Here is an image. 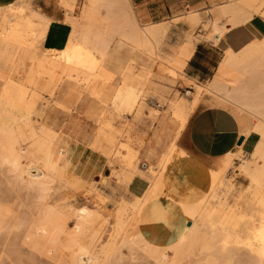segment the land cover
Wrapping results in <instances>:
<instances>
[{
    "label": "bare ground",
    "instance_id": "obj_1",
    "mask_svg": "<svg viewBox=\"0 0 264 264\" xmlns=\"http://www.w3.org/2000/svg\"><path fill=\"white\" fill-rule=\"evenodd\" d=\"M59 2L72 27L61 50L42 47L52 19L29 0L0 6V171L9 175L7 191L19 201L14 209L0 199V236L15 231L24 237L9 251L19 260L28 250L31 256L57 258L58 264L136 259L264 264V38L240 53L227 52L216 78L223 84L220 103L250 123L246 137L259 136L254 149L249 155L241 149L229 153L209 174L200 168L185 171V163L169 170L184 154L177 142L191 115L202 96L211 94L185 77L173 54L164 51L169 25L141 24L132 0H83L77 15V0ZM225 8L264 17V0H231ZM123 50L128 52L122 56ZM152 61L159 63L156 74ZM178 79L195 91L170 92L169 84ZM147 87L162 99L165 92L172 95L166 102L168 116H161L162 104L147 106ZM59 90L58 105L84 96L100 125L92 136L71 125L72 136L111 158V176L103 177L96 191L85 190L81 203L57 199L59 191L69 189L72 174L67 151L56 147L63 127L51 117L43 94L54 96ZM146 109L158 126L143 142L144 154L156 163L142 195H117L114 191L125 188L136 173L138 156L130 132L113 122L129 116L138 120ZM126 137L128 144L120 141ZM167 185H174L177 198H161L169 195Z\"/></svg>",
    "mask_w": 264,
    "mask_h": 264
},
{
    "label": "crops",
    "instance_id": "obj_2",
    "mask_svg": "<svg viewBox=\"0 0 264 264\" xmlns=\"http://www.w3.org/2000/svg\"><path fill=\"white\" fill-rule=\"evenodd\" d=\"M17 1L0 0V6ZM134 1L135 4L139 1L135 8L138 19L146 23L156 20L153 22L169 25L164 51L173 54L174 64L185 77L211 92L202 96L180 135L177 144L184 154L170 165L169 170L173 165L179 170L178 165L185 163L188 167L185 171L200 168L209 174L220 169L229 153L236 154L241 149L247 154L251 148V139L256 137L258 142L259 136L253 132L246 137L244 133L250 123L243 122L237 113L220 103L223 84L216 78L224 65L227 52L240 53L251 42L264 38V17L255 14L248 18L244 14H233L232 9L225 8L231 0ZM30 3L52 19L42 47L57 50L65 48L72 32L71 25L66 21V9L60 5L59 0H30ZM205 25L209 28L206 29ZM189 35L192 36L191 40L188 39ZM185 88L192 93L195 91L192 86ZM82 149L77 159L70 160V166H77L71 172L72 179L75 175L82 181L90 180L99 165L101 170L108 169L107 166L103 168L99 162L100 156L96 157L94 152L89 155L86 148ZM187 176L188 179L189 173ZM174 190V185L165 188L167 194L177 198Z\"/></svg>",
    "mask_w": 264,
    "mask_h": 264
},
{
    "label": "rangeland",
    "instance_id": "obj_3",
    "mask_svg": "<svg viewBox=\"0 0 264 264\" xmlns=\"http://www.w3.org/2000/svg\"><path fill=\"white\" fill-rule=\"evenodd\" d=\"M83 0H79L78 6L76 8L75 14L77 15L80 11V6L82 4ZM30 2V0H29ZM134 7H138L139 1L136 2L132 1ZM140 20V19H139ZM156 20H150V22H153ZM141 24H146V22L140 20ZM128 51H122L121 55H126ZM129 54V53H128ZM128 56V55H127ZM130 56V55H129ZM135 57V55H131ZM139 67V66H138ZM152 71L154 74L159 72V63H154L152 61ZM154 79L152 78V82ZM2 81L0 80V88L2 85ZM169 84V83H168ZM115 86V83L112 84ZM170 92H173V94L176 92V90H179L180 92L177 93L180 96H184L186 94L185 86H183V82L181 79L176 80L175 84H169ZM151 88V87H150ZM62 91V90H61ZM60 90L55 93L54 96H51L49 93H44L43 97L46 102H49V113L51 112V117L56 118L58 120V123L63 127L62 131L58 135L57 139V145L56 147L64 148L67 151V157H69V160L77 159V156L82 154L83 150L82 148H86L87 153L90 155V153L94 152L96 157L100 156L99 162H101L103 168L104 166L108 167V169L101 170V167L99 168V165L96 168V172L93 173L92 177H90V180L82 181L77 176L75 178H71L69 189L66 191H59L57 193V199L60 198H68L69 200H72L73 202H80L83 199V191L87 190L90 191V193L96 191L97 187H102L101 179L108 178L112 174V167L110 165L111 158L100 153L97 151H93L89 147H87L82 142L78 141L76 138H74L71 134V125L78 128L79 132H82L84 134H87L88 136L95 135L97 133V130L99 129L100 125L95 121V115L90 113L89 111V105L85 103L84 96H80L79 98L75 99V103L71 105H58V101L60 99ZM152 94V96L150 95ZM146 104L149 108L159 109L157 105L162 104L163 108L160 109L161 116L167 115L165 112L166 109V102L167 99L172 96L171 94L168 95L167 92H165V98L160 97L162 94L160 93H153L151 89L147 87L146 89ZM67 103V102H66ZM148 109L145 110V114L142 115V117L138 120H135L132 116H129L127 119H119L116 118L114 120V127L117 129H122L124 127L127 128V130L130 132L131 135V145L136 150L138 159L136 161L137 171L136 173L130 174L129 177V183L125 188H121L119 190L114 191L117 195H120L123 193V195H126V197H130L131 195H142L144 190L147 186V175L150 172V168L154 167L156 160H151L148 157H146L145 150H144V143L148 142L150 138L153 135V132L156 130V127L158 126L157 122H153L148 114ZM170 119V116L168 117ZM120 141L125 142L128 144L129 139L128 137L122 138ZM257 138H252L250 142V149L247 151L246 155H249L252 151L253 145L256 143ZM140 142H142V147H139ZM74 163V161L72 162ZM238 164V162H237ZM236 164V165H237ZM74 164L70 166L71 172L75 171ZM229 176L233 175V171H230ZM72 177V175H71ZM89 178V177H88ZM9 175L4 172L0 171V199L4 203V205H7L11 208L16 209V205L19 203L18 199L16 198V193H10L7 191V185L9 183ZM238 183L241 187L245 186L246 183L244 181L239 180ZM111 185H115L114 179H112ZM94 186V187H93ZM83 187V188H82ZM83 189V190H82ZM56 198V197H55ZM54 198V199H55ZM163 200H166L168 198L175 199V195H164L161 197ZM79 203V204H80ZM111 205V203H108ZM111 207V206H110ZM21 208H19L20 210ZM18 210V208H17ZM23 210V209H21ZM24 237H17V234L14 232H9L7 234H4L3 236H0V264H58L57 258H49L45 255L35 253L31 256L30 252L28 250H25V255L22 260H19L14 254H12L9 251V245L11 243H18L20 244L22 242ZM126 264H149L148 262L144 261L143 259H136V260H130L126 262Z\"/></svg>",
    "mask_w": 264,
    "mask_h": 264
},
{
    "label": "water",
    "instance_id": "obj_4",
    "mask_svg": "<svg viewBox=\"0 0 264 264\" xmlns=\"http://www.w3.org/2000/svg\"><path fill=\"white\" fill-rule=\"evenodd\" d=\"M242 140H240L239 144H241Z\"/></svg>",
    "mask_w": 264,
    "mask_h": 264
}]
</instances>
